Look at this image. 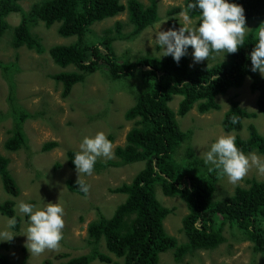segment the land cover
I'll return each mask as SVG.
<instances>
[{"label": "trees", "instance_id": "1", "mask_svg": "<svg viewBox=\"0 0 264 264\" xmlns=\"http://www.w3.org/2000/svg\"><path fill=\"white\" fill-rule=\"evenodd\" d=\"M23 0H0V35L10 29L7 18L10 14H19L20 22L12 28L11 47H25L37 54L44 52L40 39L32 32V27L42 22L46 28L54 23L59 26L57 33L61 37H75L68 45H54L48 49L52 61L65 69L75 67L73 71H62L51 78L62 86L61 97H67L73 86L81 84L86 77L98 71L104 72L112 82L126 83L137 79L139 86L133 89L134 102L124 113V119L132 122L123 146L114 149L117 161L96 162L94 169L117 167L121 165L144 163L129 183H123L113 193L125 196L110 217L102 214L87 226V239L91 245L88 254L70 258L60 264H90L93 260L112 263L111 257L98 251L103 240L106 250L118 261L113 264H158L162 253L172 251L173 259L182 264L186 256L198 250H214L225 242L224 230L228 225L236 233H242L252 243L255 254L264 257V180L249 179L245 187H236L229 197L216 199L217 183L222 178L221 171H209L203 159L199 158L190 146V131H181L176 116L184 117L194 108L199 114L219 109L216 97L229 89L240 88L245 79L250 80L249 90L256 95L255 107L264 120V76L251 72L248 59L258 42V31L264 29V0H230L240 4L245 10L246 24L258 22L251 29L236 53L227 54L226 61L208 65L199 63L189 66L188 55L177 64L171 56L159 57L150 51L138 54L133 60L128 53L123 57L115 54V41H133L159 20L157 0H35L28 11H24ZM191 0L183 5L170 8L168 25L178 30L184 26L176 18ZM126 13V20H118L103 30L95 41L88 39L91 27L104 20ZM196 26L199 24L200 10L189 11ZM129 28L124 33V29ZM192 48L189 47L188 52ZM159 50V47H157ZM220 53V52H219ZM212 53L210 57L217 55ZM0 67L9 68L0 63ZM10 69V68H9ZM174 96H180L176 111L168 103ZM8 104L12 123L7 130L3 147L5 152L27 149V138L23 123L31 117L18 106L11 85ZM254 114L243 109L233 101L225 112L222 128L226 133H238L242 121ZM233 121H236L233 123ZM248 137L243 139L235 135L237 147L245 154L256 153L264 156V135L254 125L247 127ZM111 142L113 137H107ZM184 164L174 159L182 146ZM58 146L55 141L46 142L43 152ZM78 151L66 153L67 165L75 169L72 160ZM9 158L0 152V177L4 191L11 197L19 194L9 170ZM76 180L65 182L71 193L84 196ZM159 185L166 197L179 198L186 206L187 214L182 219V232L187 242L179 245L164 230L163 221L172 212L162 206L155 196V185ZM85 185V184H84ZM0 215L8 218L15 216L18 231L21 220L15 215L13 202L5 201L0 205ZM228 227V228H229ZM229 228V229H230ZM230 229V230H231ZM5 244H0L4 248ZM58 259H66L64 253ZM0 264H25L24 261H10L0 251ZM42 264H51L46 259Z\"/></svg>", "mask_w": 264, "mask_h": 264}, {"label": "rangeland", "instance_id": "2", "mask_svg": "<svg viewBox=\"0 0 264 264\" xmlns=\"http://www.w3.org/2000/svg\"><path fill=\"white\" fill-rule=\"evenodd\" d=\"M35 0H23L20 2L24 11H28ZM127 0H120L125 4ZM147 3L146 0H140ZM184 0H157L159 20L145 29L138 38L133 41H115L113 49L115 54L123 57L128 53L133 60L138 54L150 51L152 54L163 57V50L156 44L154 33L162 23L160 31H167L168 25L166 13L170 8L183 5ZM183 23V18L176 17ZM126 20V13H122L111 19L94 24L88 36L90 41H95L102 35L103 30L111 27L115 21ZM10 29L0 35V63L9 68L0 67V152L9 158L8 170L19 189L17 197L9 196L3 189L0 177V205L11 200L15 215L21 223L16 235L10 242L0 248L10 261H24L25 264H42L46 259L51 264H60L70 258L88 254L91 245L87 239V226L96 220L99 214L110 217L114 208L123 202L125 196L111 192L123 183L130 180L142 168L144 163L121 165L117 167H104L94 169L92 175H81L75 169L67 165L66 153L69 150L79 151V145L83 138L92 137L98 132H104L108 137H113V153L117 146H123L127 132L132 122L124 119L125 111L132 106L134 99L130 92L139 86L137 79H131L126 83L112 82L107 79L104 72L98 71L86 77L81 84L75 85L70 94L62 98V86L51 78V75L62 71H73L75 67L69 66L62 69L55 64L48 54V49L54 45H68L75 41V37H61L57 33L58 24L54 23L46 28L42 22L32 27V32L40 39L44 52L37 54L25 47L13 49L11 47L12 28L20 22L19 14H10L7 18ZM261 24L264 21L260 22ZM192 26H196L192 20ZM248 32L258 26V22L250 21L245 25ZM129 28L124 29V33ZM247 32V33H248ZM159 47V50H157ZM193 49L188 52L189 66L194 68L199 63L193 62ZM227 53L221 51L209 60L200 63L212 65L226 61ZM250 80L247 78L242 87L229 89L225 94L216 97L219 109L208 113L199 114L194 108L184 117L176 116L181 131H190V146L197 156L203 159V153L210 149L211 145L221 135H239L243 139L248 137L247 127L254 125L257 131L264 135V120L255 107L256 95L249 90ZM11 85L14 89L15 102L20 109L30 113L23 123V129L27 138V149L16 152H5L4 141L7 138L12 119L9 115L10 107L8 96ZM180 96H174L168 106L176 111ZM236 101L251 114L252 118L242 121V129L236 132L226 133L222 128V120L225 112L230 108L231 102ZM21 109V110H22ZM55 141L58 146L50 151L43 152L41 147L46 142ZM183 145L177 150L174 159L181 165L184 164ZM256 154V153H255ZM258 155V154H256ZM262 160L264 156L258 155ZM117 159L113 155L111 159L100 157L97 162L105 163ZM264 180L255 165H252L247 175L239 182L233 184L226 176H222L216 185V199L231 196L236 187H245L249 179ZM83 182L87 186L84 196L71 193L65 186L66 180ZM111 189V190H110ZM155 196L159 203L172 212L163 221L164 230L181 245L187 242L182 232V219L187 214L185 204L179 198L166 197L157 184L154 187ZM21 202L42 205L47 203H60L65 216L63 239L56 249L45 250L42 254H30L26 248V228L28 217L19 213L18 205ZM8 217L0 215V231L7 227ZM227 225L223 232L225 242L214 250H198L188 255L182 264H264V257L255 254L252 243L246 240L242 233H235ZM98 251L107 254L112 261H118L109 253L102 240L98 245ZM64 253L66 259H58L57 255ZM100 262L97 259L90 264H113ZM158 264H178L173 259L172 251L160 254Z\"/></svg>", "mask_w": 264, "mask_h": 264}, {"label": "clouds", "instance_id": "3", "mask_svg": "<svg viewBox=\"0 0 264 264\" xmlns=\"http://www.w3.org/2000/svg\"><path fill=\"white\" fill-rule=\"evenodd\" d=\"M194 9L200 10V22L195 27L192 26L189 15V11ZM180 16L183 18V27L180 26L178 30L170 28L160 31L161 23L154 33V41L163 50L162 56H171L177 64L181 58L188 55L189 47L193 49L194 63L209 60L212 53H236L243 47L249 30L245 26L244 8L230 0H191ZM257 35L258 42L248 59L251 61V72H259L264 76V29H260ZM113 155V143L104 132H98L92 137L83 138L72 162L79 177L82 174L90 176L98 158L111 159ZM203 162L205 166H209V171L219 169L233 184L242 180L252 165L264 173V160L255 153L245 154L241 151L236 145V138L231 134L218 137L210 149L203 153ZM78 185L82 191L88 190L86 185ZM18 210L28 217L24 236L27 238L25 246L30 254L39 255L45 250L59 247L65 226V212L59 202H43L42 205L21 202ZM16 224L15 216L8 218L6 229L0 231V242H10L16 237L12 231Z\"/></svg>", "mask_w": 264, "mask_h": 264}, {"label": "flooded vegetation", "instance_id": "4", "mask_svg": "<svg viewBox=\"0 0 264 264\" xmlns=\"http://www.w3.org/2000/svg\"><path fill=\"white\" fill-rule=\"evenodd\" d=\"M131 181V180H130Z\"/></svg>", "mask_w": 264, "mask_h": 264}]
</instances>
